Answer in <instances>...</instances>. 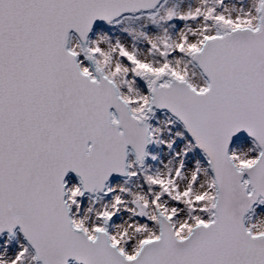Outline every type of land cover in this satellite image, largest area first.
Wrapping results in <instances>:
<instances>
[{
	"label": "snow or ice",
	"instance_id": "obj_1",
	"mask_svg": "<svg viewBox=\"0 0 264 264\" xmlns=\"http://www.w3.org/2000/svg\"><path fill=\"white\" fill-rule=\"evenodd\" d=\"M258 205L264 0H0V264H264Z\"/></svg>",
	"mask_w": 264,
	"mask_h": 264
},
{
	"label": "rangeland",
	"instance_id": "obj_2",
	"mask_svg": "<svg viewBox=\"0 0 264 264\" xmlns=\"http://www.w3.org/2000/svg\"><path fill=\"white\" fill-rule=\"evenodd\" d=\"M143 23H144V21H138V22L132 24L131 26L137 27L138 25L143 24ZM122 27H124V25H121L118 28H108L106 34L109 35L113 41L117 38H120L122 40H130L131 38L128 37L126 33H123L121 31ZM165 27H167V25H165ZM98 34H104V33H101L98 31V29H96L93 32V34L91 35L90 39H95ZM167 118H168V115L166 113H157L155 119L153 121H151L153 126H158L163 130V135L161 136V139H164V140L171 139V137L168 136V132H167V128H166ZM157 121H159L160 123L157 124ZM178 130H181V126L177 123L175 125V128L173 129V131H178ZM244 141L247 143L248 146H250V141H248V140H244ZM233 146L234 147H241L242 145L237 141ZM148 152H149V156H148L147 161L145 163V167L150 169L151 171H155L156 168L158 166H160V162L162 160H164L166 162L165 153L167 152V149L164 147V145H162V144L159 146H157L155 144L150 145ZM169 155H171V153H169ZM152 157H156V159L154 160V159H152ZM131 161H132V159H131ZM124 180L125 179H119V180H115L113 182L114 183L119 182V183L123 184ZM67 183H68V186L71 187L74 184L73 179L72 178L68 179ZM135 183H136V180L133 179L125 186L131 188L135 185ZM108 199H110V197L104 198L105 201H107ZM91 200H96V199L90 198V197H83L81 200L82 208L87 207L88 203ZM97 206H99V205H97ZM262 210H264V205L257 206L255 209V215L261 214ZM109 230L111 231V227L109 228ZM0 240H7L9 242V249H8L9 252H14L16 250L17 244L20 242H23L22 239L20 238L19 234H17L13 239H10L9 237L4 236Z\"/></svg>",
	"mask_w": 264,
	"mask_h": 264
},
{
	"label": "water",
	"instance_id": "obj_3",
	"mask_svg": "<svg viewBox=\"0 0 264 264\" xmlns=\"http://www.w3.org/2000/svg\"><path fill=\"white\" fill-rule=\"evenodd\" d=\"M107 27V26H106ZM97 28H94V30H93V32L96 30ZM93 32L90 34V37H91V35L93 34ZM73 36H75V34L73 33L72 34ZM146 90V89H145ZM157 113H165V112H160L159 110L157 111ZM168 115V114H167ZM242 139H244V140H248L247 139V137L246 136H244V137H242ZM249 141V140H248ZM236 142H234V144H235ZM150 147V146H149ZM149 147H148V149H149ZM130 158H132V161L135 159V156H134V154H132V155H130L129 156V159ZM148 158V157H147ZM147 158H146V160H145V163H146V161H147ZM70 178H72L73 179V183L74 184H78L79 183V180H78V178L77 177H75V175L74 174H70L69 175V177L68 178H66V181L68 182V179H70ZM119 179H126V178H124V177H117V178H115L113 181H115V180H119ZM113 181H111V182H113ZM110 182V183H111ZM84 197H90V198H95V199H98V197L97 196H95L94 194H85V196ZM259 206V205H258ZM257 207V206H256ZM17 234H19V232L17 231ZM4 236H7L8 237V235L7 234H4ZM4 236H2V237H4ZM19 236H20V238L22 239V241H23V237L19 234ZM2 237H0V239L2 238ZM14 237H11L10 239H13Z\"/></svg>",
	"mask_w": 264,
	"mask_h": 264
},
{
	"label": "bare ground",
	"instance_id": "obj_4",
	"mask_svg": "<svg viewBox=\"0 0 264 264\" xmlns=\"http://www.w3.org/2000/svg\"><path fill=\"white\" fill-rule=\"evenodd\" d=\"M132 158H130L129 160L131 161ZM112 184H115L114 182H111Z\"/></svg>",
	"mask_w": 264,
	"mask_h": 264
}]
</instances>
